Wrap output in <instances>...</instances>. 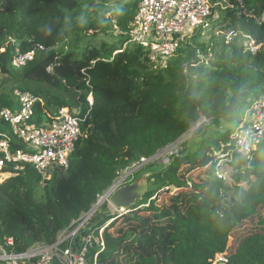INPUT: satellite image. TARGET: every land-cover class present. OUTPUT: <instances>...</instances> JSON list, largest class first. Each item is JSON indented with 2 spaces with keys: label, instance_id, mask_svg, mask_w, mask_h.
Here are the masks:
<instances>
[{
  "label": "trees",
  "instance_id": "1",
  "mask_svg": "<svg viewBox=\"0 0 264 264\" xmlns=\"http://www.w3.org/2000/svg\"><path fill=\"white\" fill-rule=\"evenodd\" d=\"M118 1L0 0V110L15 104V90H30L42 98L35 106L37 123H42L72 100L87 104L89 94L94 97L84 123L87 134L78 140L66 171H56L45 184L30 164H10L0 171L10 174L0 183V244L12 238L11 248L22 252L37 243H53L92 209L121 169L175 142L204 116L208 125H233L200 150L171 157L153 173L143 199L126 213L139 224L137 230H119L117 214L109 212L107 202L94 212L91 225L96 233L104 227L105 242L97 264H214L224 251L228 264H264V141L245 165L246 183L232 174L239 182L233 195L214 175L212 160L254 96L264 92V0H244V7L236 4L215 21L221 30L249 34L260 47L252 52L243 42L228 43L214 69L201 59L208 52L198 40L201 28L166 67H155L149 50L131 42L128 33L140 0H125L107 9L108 19L88 26L104 30L105 23L115 21L117 44L87 45L80 53L74 44L60 46L69 19L84 2L98 7ZM40 44L44 49H37L33 60L22 68L12 65L16 48L27 52ZM9 131L0 116V139ZM187 162L190 167L183 169ZM38 190L45 193L41 200ZM160 195H169L175 209L161 208ZM147 203L142 210L151 211L154 220L139 214L138 207ZM254 217L260 229L247 231L230 249V235Z\"/></svg>",
  "mask_w": 264,
  "mask_h": 264
},
{
  "label": "built area",
  "instance_id": "2",
  "mask_svg": "<svg viewBox=\"0 0 264 264\" xmlns=\"http://www.w3.org/2000/svg\"><path fill=\"white\" fill-rule=\"evenodd\" d=\"M233 2L244 5V0ZM212 15L213 9L209 0H140L128 32L130 41L147 48L150 62L155 67L164 68L197 29L205 31L211 26ZM226 37L228 40L243 38L244 47L252 52L260 47L249 34L241 30L231 29ZM37 49H44V46L36 45L27 52L16 48L12 65L22 68L34 59ZM4 50L5 48H1V51ZM14 94L15 104L0 110V116L10 127L9 134L0 139V171L10 164L15 168L30 164L46 183L56 171H66L69 168L70 157L78 140L86 136L84 123L93 106V94L90 93L87 97L85 110L72 112L69 106H63L51 115L49 121L42 123H37L35 112L36 103L42 101V98L30 90L17 89ZM208 124L209 120L201 116L193 125L197 128ZM191 128L162 151L152 156H142L130 166L121 169L113 184L102 194V198L109 199L115 189L132 182L143 165L154 160L160 152L165 151L166 162L178 155V146L183 138L197 130ZM262 141L264 92L254 96L230 134L228 142L214 151V175L224 181L231 179L229 170L222 166H233L237 162L248 165ZM155 197L154 195L151 199ZM96 210L94 205L89 212L62 230L50 244L37 243L25 251L16 252L11 248L13 239L9 238L5 245L0 244V264H97L98 254L105 249V242L104 227L99 228L96 233L91 225V218ZM228 261V251L221 252L214 258V264H228Z\"/></svg>",
  "mask_w": 264,
  "mask_h": 264
},
{
  "label": "rangeland",
  "instance_id": "3",
  "mask_svg": "<svg viewBox=\"0 0 264 264\" xmlns=\"http://www.w3.org/2000/svg\"><path fill=\"white\" fill-rule=\"evenodd\" d=\"M125 0H119L118 2H111L107 5H101L98 7L90 6L89 3L84 2L78 12L76 13L75 17L73 19H69L68 26H67V38L64 43H62L60 46H64L65 44L70 45L74 44L75 49L80 53L87 45L90 46H98L100 47L103 42H106L108 44H117L119 41L118 33L119 31L116 30L115 21L107 22L105 23V29L104 30H98L95 29H88V26L92 23H94L97 20L104 21L105 19H108L110 17V14L107 12V9L114 7L118 4H123ZM212 4L213 9V15L211 19V26L206 28L205 31H203L198 38L200 43H203L207 47V54H202L201 59L203 60L204 65H206L209 69H214L215 66L222 63V57L225 54L226 51V45L228 43H235L237 45H241L243 42V38H237L234 40H228L226 37L227 30H221L219 28L215 27V21L219 19L224 13H226L229 9L236 7V4L233 2V0H209ZM241 7H244L241 6ZM243 12H246V9L243 10ZM192 30V29H190ZM194 34V33H193ZM192 34V35H193ZM191 35V36H192ZM76 41V42H75ZM68 106L70 107L72 112L79 111L80 109L87 108V104L84 102H80L79 100H72L69 102ZM233 124L223 121L220 125H206L194 128L195 125L192 126L191 129H197L192 132V134L187 135L183 138L180 145L178 146V154L180 153H192L194 151L200 150L203 145L215 140L218 138L226 128L231 127ZM162 151V150H161ZM163 152H160L158 156L155 157L156 166L151 167L149 166V162L143 165L142 169L136 173L133 180H135L137 177H139L143 172L149 171V188L151 187L154 178L152 179L151 176L155 171L160 168L161 165H163L167 160L165 159L166 154ZM209 156H205V160ZM200 158H197V161ZM203 159V158H202ZM201 159V160H202ZM152 161V160H151ZM199 163V162H198ZM183 169H188L187 167H190L188 165V162L183 164ZM151 167V168H150ZM223 169H228L229 173L231 174V179H227L225 182L230 186V195L234 194V184H238L234 178H232V174L234 176L241 177L240 184H245L246 181L243 179L244 177V170L245 165H243L241 162L234 163L233 166H228V164H224L222 166ZM9 173H0V183L9 176ZM132 180V181H133ZM45 184V182H43ZM44 191L38 190L36 193V198L41 200L44 198ZM102 198V195L99 197L100 201ZM161 201V202H160ZM108 203V210L110 213H116L117 219L115 221L116 225L118 226V229L122 232L126 231L127 229L130 230H137L140 226L139 224L134 220H129L126 218V213L129 210H119L116 209L110 202L109 199H104L100 201V204L97 206V209L104 203ZM161 208H171L175 209L174 201L171 200L169 195H160L159 201L157 203ZM96 205V204H95ZM147 205V204H146ZM146 205H140L138 208L139 214H141L143 217L147 218L148 220L150 217L149 215H152L151 211L142 210L143 206ZM262 217H264V207L261 209ZM151 218L154 220L155 216L152 215ZM258 217H254L252 220H246L244 223L236 228L234 232L230 235L228 247L230 249H235L238 245V242L240 241L241 237L244 236L247 231L250 232L254 228L260 229V223Z\"/></svg>",
  "mask_w": 264,
  "mask_h": 264
},
{
  "label": "water",
  "instance_id": "4",
  "mask_svg": "<svg viewBox=\"0 0 264 264\" xmlns=\"http://www.w3.org/2000/svg\"><path fill=\"white\" fill-rule=\"evenodd\" d=\"M149 175L150 172H143L139 177L130 183H126L115 189L110 197L109 202L119 210H129L138 201L143 199V196L149 190ZM100 201L96 202V207Z\"/></svg>",
  "mask_w": 264,
  "mask_h": 264
},
{
  "label": "bare ground",
  "instance_id": "5",
  "mask_svg": "<svg viewBox=\"0 0 264 264\" xmlns=\"http://www.w3.org/2000/svg\"><path fill=\"white\" fill-rule=\"evenodd\" d=\"M103 199H105V198H102L101 200H103Z\"/></svg>",
  "mask_w": 264,
  "mask_h": 264
}]
</instances>
